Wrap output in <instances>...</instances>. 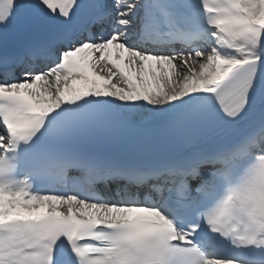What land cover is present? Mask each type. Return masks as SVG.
<instances>
[{"label":"snow or ice","instance_id":"1","mask_svg":"<svg viewBox=\"0 0 264 264\" xmlns=\"http://www.w3.org/2000/svg\"><path fill=\"white\" fill-rule=\"evenodd\" d=\"M0 264H264V0H0Z\"/></svg>","mask_w":264,"mask_h":264}]
</instances>
